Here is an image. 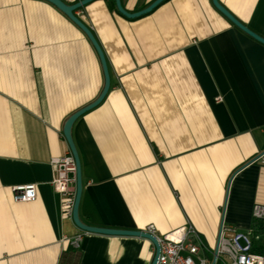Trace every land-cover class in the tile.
Wrapping results in <instances>:
<instances>
[{"label":"crops","instance_id":"1","mask_svg":"<svg viewBox=\"0 0 264 264\" xmlns=\"http://www.w3.org/2000/svg\"><path fill=\"white\" fill-rule=\"evenodd\" d=\"M68 4L79 0H63ZM154 0H121L129 12ZM264 37V0H218ZM110 74L103 101L71 134L82 172L79 219L158 233L186 225L210 245L257 228L264 203V44L212 0H164L128 18L110 0L74 10ZM104 76L85 33L45 0H0V264H150L149 240L87 232L62 213L53 159L66 118ZM220 98L218 101L217 98ZM36 184L32 201L12 187ZM80 236L78 248L70 239Z\"/></svg>","mask_w":264,"mask_h":264},{"label":"built area","instance_id":"2","mask_svg":"<svg viewBox=\"0 0 264 264\" xmlns=\"http://www.w3.org/2000/svg\"><path fill=\"white\" fill-rule=\"evenodd\" d=\"M219 101L220 98L218 97ZM264 164V150L254 159ZM54 176L51 185L60 196L62 213L72 216L75 197V163L69 152L52 161ZM36 184L12 187L16 202L32 201L36 197ZM251 215L257 228L246 232H227L221 227L213 249L191 225L169 233H158L149 223L141 231L153 235L159 244L156 264H264V203H255ZM80 236L70 239L78 248Z\"/></svg>","mask_w":264,"mask_h":264},{"label":"water","instance_id":"3","mask_svg":"<svg viewBox=\"0 0 264 264\" xmlns=\"http://www.w3.org/2000/svg\"><path fill=\"white\" fill-rule=\"evenodd\" d=\"M45 1H48L51 4H53L55 7H57L61 12H63L73 23H75L85 33V35L87 36V38L93 45L95 51L97 52V55L100 60L103 76H104V84H103L102 90L100 91L99 95L87 105L71 113L64 121L63 127H62L63 138L65 139L68 145L69 151L75 163V197H74L73 208H72L73 222L75 223L77 227L87 232L101 233V234H107V235L136 236V237H141V238L149 240L150 243L154 247V254H153L150 264H156L157 257L159 254V244H158L157 239L150 233L141 231L140 229H117V228L91 226V225L84 224L79 219L78 206H79V201H80L81 193H82V172H81L80 158H79L76 146L72 138L71 129H72L73 123L79 116L83 115L87 111L96 107L98 104H100L103 101L110 87V74H109L107 62L105 59V55L97 39L93 35L91 29L74 14V10L89 3L92 0H79L72 4H68L63 0H45ZM113 1L119 13H121L122 15L128 18H136L138 16H141L143 14L150 12L153 8H155L159 3H161L164 0H154L145 8L140 9L135 12H129L125 10L124 7L122 6L121 0H113ZM212 3L216 7V9L219 12H221L236 27H238L240 30H242L243 32L251 36L252 38L264 44V37L255 33L250 28H248L245 24L240 22L232 13H230L223 5H221V3L218 0H212Z\"/></svg>","mask_w":264,"mask_h":264},{"label":"rangeland","instance_id":"4","mask_svg":"<svg viewBox=\"0 0 264 264\" xmlns=\"http://www.w3.org/2000/svg\"><path fill=\"white\" fill-rule=\"evenodd\" d=\"M216 243L210 244V246L214 249L215 248ZM74 261L71 262V264H73Z\"/></svg>","mask_w":264,"mask_h":264},{"label":"trees","instance_id":"5","mask_svg":"<svg viewBox=\"0 0 264 264\" xmlns=\"http://www.w3.org/2000/svg\"><path fill=\"white\" fill-rule=\"evenodd\" d=\"M111 2L113 1V0H110ZM114 2V1H113ZM71 262H72V259L71 258H69L68 259V263H66V264H71Z\"/></svg>","mask_w":264,"mask_h":264}]
</instances>
